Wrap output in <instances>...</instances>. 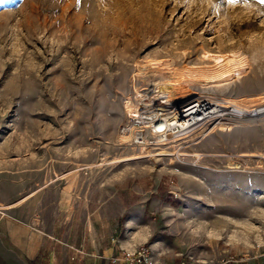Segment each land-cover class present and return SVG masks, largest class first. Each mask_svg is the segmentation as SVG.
<instances>
[{"label": "rangeland", "instance_id": "obj_1", "mask_svg": "<svg viewBox=\"0 0 264 264\" xmlns=\"http://www.w3.org/2000/svg\"><path fill=\"white\" fill-rule=\"evenodd\" d=\"M151 59L179 69L226 62L216 82L175 85L149 68L136 74ZM148 80L196 92L175 104H264V0H0V170L31 189L57 177L91 198L89 210L109 201L114 215L122 200L137 203L141 212L112 221L114 264L142 245L157 264H259L264 117L224 115L164 137L146 120L142 145L133 133L120 138L125 100L140 106ZM130 155L139 157L118 161ZM126 216L137 225L126 230ZM136 229L143 242L121 247Z\"/></svg>", "mask_w": 264, "mask_h": 264}, {"label": "crops", "instance_id": "obj_2", "mask_svg": "<svg viewBox=\"0 0 264 264\" xmlns=\"http://www.w3.org/2000/svg\"><path fill=\"white\" fill-rule=\"evenodd\" d=\"M75 191L57 177L42 178L31 189L15 173L0 170V264H114L112 221L128 208L139 213L141 207L128 198L118 214H110L109 201L89 210L94 202L73 196ZM133 225L135 219L124 220L126 230ZM127 239L121 247L132 249L144 235L136 229Z\"/></svg>", "mask_w": 264, "mask_h": 264}, {"label": "built area", "instance_id": "obj_3", "mask_svg": "<svg viewBox=\"0 0 264 264\" xmlns=\"http://www.w3.org/2000/svg\"><path fill=\"white\" fill-rule=\"evenodd\" d=\"M138 94L140 100V103L138 104L140 105L138 106L139 113L136 117L130 115L129 121L122 125L120 131L121 133L125 131L127 134L133 133L134 141L140 145L145 142V139L142 134V130L138 131V129H141L142 127L146 128V120H150L152 122L151 126L153 133L158 134L159 137H164L166 135H164V132H167L170 129H175V131L185 134L197 127H200L202 124L215 121V119L219 117L223 118L224 115H231L229 112H224L223 114L217 112L208 114L207 111H204L203 109H197L188 117L186 116L188 111L190 109H195L193 106L199 102L196 100L197 98H191L181 104H175L174 100H170L166 103V96L157 92L155 82H153V80H148L145 85L139 89ZM262 106H264V104ZM254 109L255 108L251 110ZM243 116L252 118L256 115L244 112ZM167 118L175 122L170 129L162 127V129L159 130L153 127L155 121H162ZM134 131L136 133H134ZM161 139L164 140V138ZM119 254L120 256L116 257L115 260H120L124 262V264H157L149 247L144 245L132 250H121ZM230 262H232V264H249L248 259L243 256ZM180 264L189 263L182 261Z\"/></svg>", "mask_w": 264, "mask_h": 264}, {"label": "bare ground", "instance_id": "obj_4", "mask_svg": "<svg viewBox=\"0 0 264 264\" xmlns=\"http://www.w3.org/2000/svg\"><path fill=\"white\" fill-rule=\"evenodd\" d=\"M147 65H145L144 67L140 68V72L136 73L138 76H145L146 73V69L149 68L148 71L152 72V75H154V73H158L160 74V76L165 77L168 83H175L176 84H181L183 81L185 80H189L190 82H198L200 84H202V82H211L215 80V75L220 73L221 70L224 69L225 66V59H220L218 60L214 65L212 66H206L203 68H173L168 64L167 60H148L146 61ZM139 67V66H138ZM185 69V70H183ZM138 71V70H137ZM166 73L167 76H164L163 74ZM165 74V75H166ZM147 75V74H146ZM170 77V78H168ZM191 84V83H189ZM171 86V84H169ZM167 85V86H169ZM155 86H156V90L158 93L164 94V96H166L165 100L166 103L169 102L170 100H182L183 98L187 97L188 95L191 94H195L196 92H178V93H168V91H171L172 89L169 87H167L165 84L162 86H157L156 82H155ZM201 96H198V98L196 99L197 101H199L198 103H196L193 107L195 109H190L188 111V113L186 114V116H190L191 114H193L197 109H203L204 111H207L208 114H212V113H220L223 114L224 112H229L231 115H236L238 118L241 117L244 112L245 113H249V114H254L256 115V117H260L263 116L264 117V106H262L263 104L260 105H251L250 106H240L238 104H235L234 102L231 101H219V100H215L213 101V99L211 98H207V97H203L200 98ZM239 106V107H238ZM258 107V108H256ZM125 108L126 110L130 113V115L133 116H137L139 113V109L137 104H135L134 102H132V100L130 98H126L125 100ZM255 108L254 110H251ZM251 111H250V110ZM248 111V112H247ZM262 118V117H260ZM231 121H223V120H219L218 121V125L219 127H223L226 124L228 126H230V124L232 123V125L230 127L233 126H239L242 123L239 122H234L232 121L231 123H229ZM175 122L172 121L171 119H164L162 121H158L157 123H155L153 125V127H155L156 129H162V127H166V128H171V126L174 124ZM255 123V122H254ZM149 126V124H147ZM146 126V127H148ZM243 126V125H240ZM129 135H127V133H125V131H123V133L121 134V137H127L128 138ZM127 138L125 140H127ZM121 140V139H120ZM124 140V139H123ZM122 142V141H121ZM146 142V141H145ZM164 145V144H163ZM139 157L137 155H130L129 157L120 159L118 161L121 160H125V159H133Z\"/></svg>", "mask_w": 264, "mask_h": 264}]
</instances>
